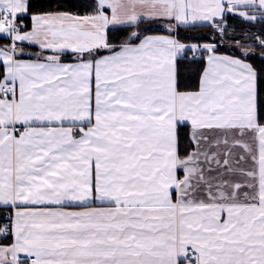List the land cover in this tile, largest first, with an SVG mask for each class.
Returning <instances> with one entry per match:
<instances>
[{"label": "snow or ice", "instance_id": "obj_1", "mask_svg": "<svg viewBox=\"0 0 264 264\" xmlns=\"http://www.w3.org/2000/svg\"><path fill=\"white\" fill-rule=\"evenodd\" d=\"M0 264H264V0H0Z\"/></svg>", "mask_w": 264, "mask_h": 264}, {"label": "trees", "instance_id": "obj_2", "mask_svg": "<svg viewBox=\"0 0 264 264\" xmlns=\"http://www.w3.org/2000/svg\"><path fill=\"white\" fill-rule=\"evenodd\" d=\"M71 2L74 4V5H79L82 0H71ZM33 3L34 5H39V6H42V7H46L49 3V0H33ZM231 22V21H230ZM245 28H249L251 27L253 31H258L259 28L261 27V24L259 22H254V24L252 25H249V24H245L244 25ZM150 30H158V31H161L159 29H150ZM207 38V37H205ZM224 50H227V49H224ZM256 63H260L259 60L255 61ZM181 73L182 75L184 76H188L191 72V66H188L186 65L185 67L181 68ZM184 129L181 130V135L183 136L184 134Z\"/></svg>", "mask_w": 264, "mask_h": 264}, {"label": "crops", "instance_id": "obj_3", "mask_svg": "<svg viewBox=\"0 0 264 264\" xmlns=\"http://www.w3.org/2000/svg\"><path fill=\"white\" fill-rule=\"evenodd\" d=\"M153 23H157V22H153ZM153 29H159V30H163V28L162 27H155V28H153ZM152 31H158V30H152Z\"/></svg>", "mask_w": 264, "mask_h": 264}]
</instances>
